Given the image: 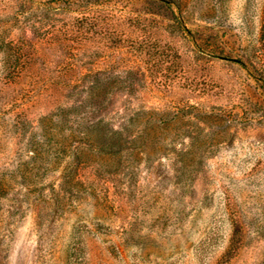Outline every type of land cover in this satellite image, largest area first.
Listing matches in <instances>:
<instances>
[{
  "label": "rangeland",
  "instance_id": "374dc122",
  "mask_svg": "<svg viewBox=\"0 0 264 264\" xmlns=\"http://www.w3.org/2000/svg\"><path fill=\"white\" fill-rule=\"evenodd\" d=\"M0 264H264V0H0Z\"/></svg>",
  "mask_w": 264,
  "mask_h": 264
}]
</instances>
